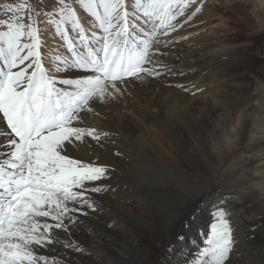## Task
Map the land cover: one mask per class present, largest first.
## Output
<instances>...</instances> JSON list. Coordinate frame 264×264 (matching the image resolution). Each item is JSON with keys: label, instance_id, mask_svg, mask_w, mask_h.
<instances>
[{"label": "snow or ice", "instance_id": "1", "mask_svg": "<svg viewBox=\"0 0 264 264\" xmlns=\"http://www.w3.org/2000/svg\"><path fill=\"white\" fill-rule=\"evenodd\" d=\"M77 2L101 31L89 35L73 5L58 0L55 12L43 14L66 42L71 59L50 57V69L40 51L41 11L24 0L8 8L18 15L0 21L6 29L0 31V264H56L57 246L73 247L61 235L79 223L75 214L82 207H93L88 193L106 190L102 182L111 171L109 165L73 155L93 144L102 148L111 135L86 125L89 114L99 115L93 105L118 103L134 82L170 71L153 60L165 55L153 46L160 43L158 34L183 26L174 21L195 0H134L131 11L127 0ZM202 9L203 0L192 15ZM60 72L66 78L59 83L71 90L57 87L53 73ZM228 216L216 208L206 246L187 264H231L235 239ZM75 249L84 252L79 245Z\"/></svg>", "mask_w": 264, "mask_h": 264}, {"label": "bare ground", "instance_id": "2", "mask_svg": "<svg viewBox=\"0 0 264 264\" xmlns=\"http://www.w3.org/2000/svg\"><path fill=\"white\" fill-rule=\"evenodd\" d=\"M128 2L130 1L127 0ZM57 7L54 5L55 9ZM73 7L77 14H83L79 13L82 10L78 6ZM46 25L51 27L50 23ZM84 26L89 28V32H99L96 28ZM67 27L69 31V25ZM235 52L236 50L231 52L226 47L217 55L216 59H220L217 63L222 62L224 56H228L227 62L214 65L218 74L221 67L220 72L225 74L231 53ZM169 65L166 66L170 70L166 72L168 76L174 74ZM169 77L162 88L146 80L142 83L134 82L123 96H119L122 103L109 100L105 105H93L99 115L89 114L86 125L111 135L103 141L102 148L93 144L90 148H81L73 155L83 158L85 162L95 161L109 165V178L102 182L108 187L98 193H88L97 209L82 207L81 212H78L81 214H75L79 218L77 231L71 227L70 233L61 235L62 240L70 239L73 247L58 245L56 262L151 264L147 257L146 234L162 236L170 229L177 216L182 214V207L178 205V200H184L180 188L191 180L195 175L193 171L200 169L203 163L219 167L230 155L236 154L245 141L251 104L240 109V101H236L235 108L233 106L236 111L228 112L231 102L227 101L230 95L226 94V90L233 87L232 90L238 92L237 94L242 90L241 87L237 88L236 82L229 80L225 87L221 84L222 81L214 88L216 95L210 98L211 103L215 102L216 108L222 112L217 123L214 122L213 105L204 104V98L209 94L208 89H213V86L193 82L192 88L183 86L184 84H181L183 87H178L180 83ZM221 85L224 89L220 88ZM204 89L207 90L206 95L201 93ZM223 96L226 97L224 100ZM197 101L202 102L201 105H197ZM255 119L257 125L255 123L256 126L250 131V141L264 139V117ZM216 130L221 132L219 136L215 134ZM260 152L264 155V148ZM260 184L264 191V177ZM167 194L172 196V204H175L169 212L162 206ZM198 220L197 217V224L201 226L202 221ZM111 222L112 225H109ZM189 241L192 247L193 239ZM106 242L108 243L105 244ZM196 244L197 242L194 245ZM242 244L237 257L242 250L247 253V247ZM75 245L82 247L84 252H75ZM134 248L137 250L132 252L131 249ZM48 251L46 249L44 254H48ZM171 255L166 258L167 264H176L175 260L180 252L175 256ZM255 255L260 260L259 263L264 264V247ZM248 262L246 261L247 264Z\"/></svg>", "mask_w": 264, "mask_h": 264}, {"label": "rangeland", "instance_id": "3", "mask_svg": "<svg viewBox=\"0 0 264 264\" xmlns=\"http://www.w3.org/2000/svg\"><path fill=\"white\" fill-rule=\"evenodd\" d=\"M129 1V11H131V4L134 0ZM22 2L24 0H0V21L18 15L19 13L9 12L8 8ZM27 2L41 11L38 20L40 22L39 34L42 40L40 51L44 67L52 68L50 57L55 55L71 59L66 42L56 34L55 25L50 23L51 27H47L46 24L51 18L43 14L44 12H55L54 5L58 6V0H27ZM68 2L82 10L79 13L84 15L78 14V16L82 24L84 23L83 26L87 25L92 28L93 18L80 6L77 0H68ZM201 2L202 0H195V3L185 10L184 15L174 21L178 25H183L182 27L178 26L168 35H157L160 43L155 44L152 51L155 52L158 49L165 55H154L153 60L161 61L164 66L170 64L174 74L169 76L173 78L171 80L178 81L179 85L184 84L183 86L192 88L191 85L195 82L213 86V89H208L209 94L205 89L201 93H207L205 97L208 99L204 98V104L214 107V122L217 120L219 122L222 117L221 111L214 104L215 102L211 103L210 98L216 95L214 88L222 81L221 84L225 87L229 80L236 82L237 88L241 87L242 90L239 94L232 90L233 87H231L232 91L226 90V94L230 95L227 101L231 102H229L228 112L236 111L234 109L236 101H240V109L251 104L248 112L247 135L243 144L237 149V153L230 155L222 165L213 167L203 163L199 167L200 169L193 171L195 175L189 182H186L184 187L180 188L184 200L183 202L178 200V205L180 208L182 207V214L177 216L170 229L164 233L165 235L146 234L147 257L149 262H152L151 264H167V259L171 254L175 256L180 252L175 260L176 264H187L188 261L193 260L199 250L206 246L207 234L210 231L211 223L214 222L213 213L219 207L229 213L227 218L233 229L235 255L231 257V264H247L246 261H249V264H261L255 254L264 247V191L260 184V180H263L264 177V155L259 153V150L264 148V139L259 141H250L249 139L251 129L257 125L255 118L264 117V100H262L264 98V5H262V0H203L202 11L193 16L192 13L195 12L196 7L200 6ZM189 16L192 17L190 20ZM56 18L59 19L58 16ZM137 23L143 24V20L140 19ZM146 27H150V25ZM86 29L89 30L88 27ZM3 30L6 29L0 25V31ZM96 30L101 31L99 28ZM45 32L47 33L45 34ZM88 34L90 35L91 32ZM69 35L76 36V32L72 30L70 24ZM25 42H27V38H25ZM226 47L231 52L234 50L236 52L235 54L231 53L230 62H228L223 76L220 72L222 67L218 70V74L217 67L214 65L227 62L228 56H224L222 62H216L220 60L216 59L217 55ZM0 62L2 63V61ZM30 71L31 69H29ZM53 74L58 80L57 87L71 90L68 85L59 83L61 79L66 78L65 73ZM169 76L164 73L161 76L149 77L145 80L162 88L170 79ZM222 85L220 88L223 87ZM225 98L223 96V100ZM118 99L121 98L118 97ZM119 101L123 102L122 99ZM201 103L197 101V105H201ZM220 125L223 126V124ZM219 131L215 132L217 136L221 133ZM189 169L191 170V168ZM171 197L167 194L166 200L164 199L162 202L164 210L168 212L175 207ZM167 204L169 205L167 206ZM96 209V206L92 207V210ZM197 217L198 221H202L201 226L197 224ZM109 225H112V222ZM73 229L77 231L76 226ZM190 239H193L192 247ZM196 242L197 246L194 245ZM241 244L243 247H247V253L242 250L237 257ZM136 250V248L131 249L132 252ZM143 254L145 255V253ZM56 264H64V262L58 261Z\"/></svg>", "mask_w": 264, "mask_h": 264}]
</instances>
